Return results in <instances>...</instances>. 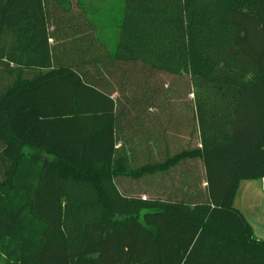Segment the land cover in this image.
Here are the masks:
<instances>
[{"label": "trees", "instance_id": "16d2710c", "mask_svg": "<svg viewBox=\"0 0 264 264\" xmlns=\"http://www.w3.org/2000/svg\"><path fill=\"white\" fill-rule=\"evenodd\" d=\"M63 1L0 0V264H264L214 170L264 162V0Z\"/></svg>", "mask_w": 264, "mask_h": 264}, {"label": "crops", "instance_id": "0c3cea01", "mask_svg": "<svg viewBox=\"0 0 264 264\" xmlns=\"http://www.w3.org/2000/svg\"><path fill=\"white\" fill-rule=\"evenodd\" d=\"M217 172H239L242 174H260L264 171V162L254 160L251 154H236V156H220V161L215 163ZM203 171V169H202ZM261 175L241 177L238 181L232 204L243 215L250 226L253 237L264 241V189L261 188ZM202 184L203 181H202Z\"/></svg>", "mask_w": 264, "mask_h": 264}, {"label": "rangeland", "instance_id": "374dc122", "mask_svg": "<svg viewBox=\"0 0 264 264\" xmlns=\"http://www.w3.org/2000/svg\"><path fill=\"white\" fill-rule=\"evenodd\" d=\"M63 3L69 5L73 11H77L80 21L85 20V13L90 19L95 20L97 22V30H99L102 35L110 38L117 36V29L115 26L122 13L123 0H64ZM4 76L6 77V74H4ZM183 93V97H185L187 86H184ZM160 96L162 98L164 93H161ZM190 97H192V95H190ZM188 115L189 113L185 114L186 117ZM185 128L187 130L185 129L182 131L183 137H187L191 132L190 125L185 126ZM144 188L147 187L145 186Z\"/></svg>", "mask_w": 264, "mask_h": 264}, {"label": "built area", "instance_id": "2783aa9c", "mask_svg": "<svg viewBox=\"0 0 264 264\" xmlns=\"http://www.w3.org/2000/svg\"><path fill=\"white\" fill-rule=\"evenodd\" d=\"M260 182H261V188L264 189V175L261 176Z\"/></svg>", "mask_w": 264, "mask_h": 264}]
</instances>
